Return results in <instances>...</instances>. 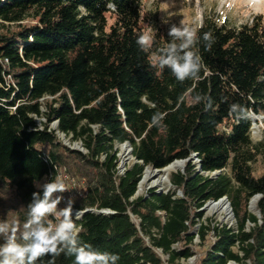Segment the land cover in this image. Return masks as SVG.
I'll return each mask as SVG.
<instances>
[{"label":"trees","instance_id":"trees-1","mask_svg":"<svg viewBox=\"0 0 264 264\" xmlns=\"http://www.w3.org/2000/svg\"><path fill=\"white\" fill-rule=\"evenodd\" d=\"M194 30L202 67L180 82L158 67L169 29L144 14L142 0H0V221L23 224L39 185L65 173L76 186L73 210L84 211L75 219L81 242L118 255L117 264H264V170L254 173L264 139L252 140L251 118L264 116V19L230 27L209 17ZM144 32L154 37L147 52L136 42ZM204 33L215 37L210 50ZM232 104L250 118H235ZM127 143L135 163L120 174L117 146ZM176 161L186 166L170 175L172 189L137 196L149 168ZM256 196L259 216L249 211ZM224 198L236 229L202 224L193 233L200 209ZM212 230L215 241L196 250Z\"/></svg>","mask_w":264,"mask_h":264},{"label":"clouds","instance_id":"clouds-1","mask_svg":"<svg viewBox=\"0 0 264 264\" xmlns=\"http://www.w3.org/2000/svg\"><path fill=\"white\" fill-rule=\"evenodd\" d=\"M171 42L160 50L158 67L171 69L175 78L184 82L186 79H196L202 67V58L193 46L200 41L194 29L183 24H172L168 31ZM202 40L206 49H211L215 37L211 33H204ZM137 44L142 51L147 52L153 45L154 37L151 32H144L137 38ZM203 96H196L199 102ZM211 107V99L207 98ZM230 113L239 120L250 118V111L239 104L230 106ZM163 114L156 113L152 117V124L159 126ZM40 192L32 194V200L27 205V220L9 223L0 221V237L4 243L0 244V264H37L45 256L52 259L48 264H55V258L62 253L74 257V264H117L118 255L94 250L91 245L80 240L81 227L75 223L73 215V201L68 200L64 208H59L62 194L67 191L62 180H53L39 185ZM58 215L59 222L55 225L48 217Z\"/></svg>","mask_w":264,"mask_h":264},{"label":"rangeland","instance_id":"rangeland-1","mask_svg":"<svg viewBox=\"0 0 264 264\" xmlns=\"http://www.w3.org/2000/svg\"><path fill=\"white\" fill-rule=\"evenodd\" d=\"M142 6L144 14L148 18H151V20H155L165 29H169L172 24H176L177 26L183 24L189 28L195 29L203 25L205 19L209 17H212L220 25H227L230 27L240 26L248 21H252L253 18L257 16H262L264 19V0H142ZM253 118L256 120L253 119L252 140L255 143H258L264 139V116L253 115ZM41 121V119H37L38 124H41ZM51 127L55 129L56 125L53 124ZM58 137L67 146L80 151H85L82 142H74L72 140V136L66 137L63 134L58 133ZM124 147V145L117 146L120 171H122V169L125 167L127 168L135 163V159L132 156L130 148V154L128 157H126L125 162H123ZM193 162H198L196 157H194ZM185 166L186 163H184L183 168L178 169L171 174L176 173L179 170H184ZM149 170L153 171V169L150 168ZM254 170L256 177H259L263 173L264 167L262 163V157L258 158L257 163L254 165ZM63 175L67 176L65 173H63ZM170 175L169 183L162 186L156 184V181H158L159 177L152 176L150 179L144 182L142 186L139 187L137 196H147L149 189L152 188L156 189L159 193L168 192L170 189H172ZM204 175L215 178L218 174L215 172L212 174L205 173ZM66 184L68 188L74 192L76 186L68 176L66 179ZM212 203L218 202L207 203L202 209H200V211L203 212L204 217L203 220L199 222L193 230V233L196 235H198L202 224L210 226L212 229L216 226H228L236 229L237 223L231 203L228 204L231 215L224 208L211 207ZM249 211L259 216L257 205L252 207L250 203ZM134 221L138 223L136 219H134ZM207 240V244L204 246L201 244L200 239L197 238L195 240L196 250L202 251L207 249L215 241L213 230L209 232ZM159 254H161V252ZM161 256L164 260H166V256L162 254ZM195 261L196 258H192L188 261H182L181 264H195Z\"/></svg>","mask_w":264,"mask_h":264},{"label":"bare ground","instance_id":"bare-ground-1","mask_svg":"<svg viewBox=\"0 0 264 264\" xmlns=\"http://www.w3.org/2000/svg\"><path fill=\"white\" fill-rule=\"evenodd\" d=\"M254 120H256V119H254ZM129 154H130L129 146H125L124 147V159H123V162H125L126 157H128ZM183 167H184V162H182V161H176L173 164H171L170 166H168L167 168L163 169L162 171H154V170L151 171V170L148 169L146 171V174H145L142 182L140 183V186H142L144 184V182H146L152 176H156V177L158 176L159 177L158 181H156V184L157 185L162 186V185L168 184L169 183V175L172 172H174V171H176L178 169H181ZM257 202H258V198L255 197L251 201L252 207H255L257 205ZM211 207H213V208H216V207L224 208L231 215L230 207H229L227 201H220L218 203H212L211 204Z\"/></svg>","mask_w":264,"mask_h":264},{"label":"built area","instance_id":"built-area-1","mask_svg":"<svg viewBox=\"0 0 264 264\" xmlns=\"http://www.w3.org/2000/svg\"><path fill=\"white\" fill-rule=\"evenodd\" d=\"M54 125H56V123H55ZM58 133H59V132H58ZM63 135H64V134H63ZM124 146H125V145H124ZM125 169H126V167H125L124 169H122V171H120V169H119V173H120V174H123L124 171H125ZM66 179H67V176H64L63 174H61L60 176L57 177V180H62V181H63V183L65 184V187H66V189H67V191H65L64 193H62V194H58V195H62V196H63V198H64V199L62 200L63 203H66L68 200H70L71 195H72V193H73V192L70 190V188H68V186H67V184H66ZM104 212H107V211H103V212H100V213H104ZM83 213H84V211L73 210V215H74V217L78 216V217H79L78 219H80V218L82 217Z\"/></svg>","mask_w":264,"mask_h":264},{"label":"water","instance_id":"water-1","mask_svg":"<svg viewBox=\"0 0 264 264\" xmlns=\"http://www.w3.org/2000/svg\"><path fill=\"white\" fill-rule=\"evenodd\" d=\"M252 118V120L254 119L253 118V116L251 117ZM125 146H129V148L131 149V152H132V147H131V145L129 144V143H127V144H125ZM194 157H196V155H194ZM197 158V157H196ZM183 162V161H182ZM153 170H156V169H153ZM156 171H162V170H156ZM218 175L221 173L220 171H218V172H216ZM257 198H259L260 196H256ZM221 201H227L228 202V204H230V202H229V200L227 199V198H224V199H222ZM220 202V201H219ZM109 213V211H107V212H104V214H108Z\"/></svg>","mask_w":264,"mask_h":264}]
</instances>
